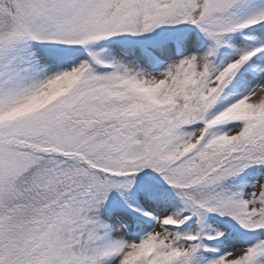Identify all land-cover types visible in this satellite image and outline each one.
<instances>
[{
  "label": "snow or ice",
  "instance_id": "snow-or-ice-1",
  "mask_svg": "<svg viewBox=\"0 0 264 264\" xmlns=\"http://www.w3.org/2000/svg\"><path fill=\"white\" fill-rule=\"evenodd\" d=\"M0 264H264V0H0Z\"/></svg>",
  "mask_w": 264,
  "mask_h": 264
}]
</instances>
